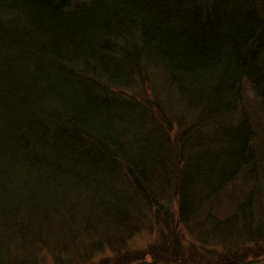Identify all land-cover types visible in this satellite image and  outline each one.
Returning a JSON list of instances; mask_svg holds the SVG:
<instances>
[{
    "label": "trees",
    "instance_id": "obj_1",
    "mask_svg": "<svg viewBox=\"0 0 264 264\" xmlns=\"http://www.w3.org/2000/svg\"><path fill=\"white\" fill-rule=\"evenodd\" d=\"M0 247L264 264V0H0Z\"/></svg>",
    "mask_w": 264,
    "mask_h": 264
},
{
    "label": "rangeland",
    "instance_id": "obj_2",
    "mask_svg": "<svg viewBox=\"0 0 264 264\" xmlns=\"http://www.w3.org/2000/svg\"><path fill=\"white\" fill-rule=\"evenodd\" d=\"M19 240H16L17 245L19 244ZM151 239H150V234L146 233V232H142L138 235H135L132 240L129 243V247L128 250L132 251V250H145L146 247L150 244ZM21 244V242H20ZM20 244H19V248H20ZM189 243H186V245H188ZM188 248V247H187ZM187 248H186V252H187ZM17 254L20 255L21 257V251L18 250ZM0 257L2 258V250L0 247ZM148 259V258H146ZM146 261V260H145ZM145 261H143V256L140 253H132L131 255H129L128 257H112L110 255V253H106V255H103L102 257L98 258L96 260V262L94 264H148V262L146 263ZM44 262L45 264H51V260L47 257H44ZM155 262V261H154ZM154 262H150V264H154ZM158 264H164L163 262L158 263Z\"/></svg>",
    "mask_w": 264,
    "mask_h": 264
},
{
    "label": "bare ground",
    "instance_id": "obj_3",
    "mask_svg": "<svg viewBox=\"0 0 264 264\" xmlns=\"http://www.w3.org/2000/svg\"><path fill=\"white\" fill-rule=\"evenodd\" d=\"M48 14H51V11H48ZM132 24V23H131ZM125 26H128L127 25V23H125L124 24ZM132 25H134V24H132ZM137 27V26H136ZM138 28V27H137ZM126 30L127 29H121L120 31H121V33H123V34H125L126 33ZM95 47V46H94ZM208 174H206V173H203L202 174V176L204 177V176H207ZM204 178H209V179H211L212 178V175H209V176H207V177H204ZM200 179V178H199ZM196 180H198V179H196Z\"/></svg>",
    "mask_w": 264,
    "mask_h": 264
}]
</instances>
